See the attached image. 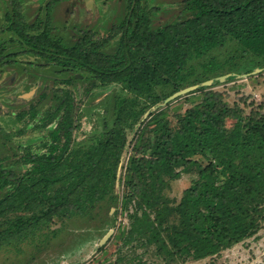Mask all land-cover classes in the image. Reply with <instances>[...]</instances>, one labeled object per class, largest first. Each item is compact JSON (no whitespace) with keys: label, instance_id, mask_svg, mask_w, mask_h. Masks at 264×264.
<instances>
[{"label":"trees","instance_id":"1","mask_svg":"<svg viewBox=\"0 0 264 264\" xmlns=\"http://www.w3.org/2000/svg\"><path fill=\"white\" fill-rule=\"evenodd\" d=\"M182 4L180 12L189 16L153 29L138 3L130 1L132 28H114L102 38L83 32L71 44L55 34L50 18L48 24L27 23L20 12L6 13L10 22L2 30L15 34L17 50L5 54L6 45H0V65L31 54L44 60L39 66L68 73L62 83L81 72L91 86L116 84L128 95L114 96V119L110 125L104 120L94 143L74 147L79 108L69 90L58 88L64 97L54 95L41 124L56 121L45 152L27 150L21 161L28 167L20 173L0 155V246L18 245L54 220L93 217L103 203L119 201L115 187L127 146L120 206L112 216L116 220L118 209L125 213L129 223L120 234L133 236L137 245H155L167 264L216 256L264 228V112L252 103L230 104L213 89L219 81L200 85L225 75L218 72L225 67L234 72L233 57L200 62L227 41L235 43L239 60L249 58L252 69L246 72L264 67V0ZM117 34L115 49L106 51ZM192 85L199 87L163 105ZM179 101L188 106L175 105ZM35 114L33 109L30 117ZM184 174L191 175V183L175 203L165 192ZM115 230L113 238L119 227Z\"/></svg>","mask_w":264,"mask_h":264},{"label":"rangeland","instance_id":"2","mask_svg":"<svg viewBox=\"0 0 264 264\" xmlns=\"http://www.w3.org/2000/svg\"><path fill=\"white\" fill-rule=\"evenodd\" d=\"M14 1L20 4H15L17 9H10V0H0V44H6V54L17 50L15 34L1 32V28L8 26L10 22L6 19L8 10L11 13L20 12L26 21L33 20L36 16L44 20L46 16L44 5L47 0ZM87 1L73 0L62 3L60 7L55 5V8L51 9L52 25L59 29L57 34L62 36L67 44L72 42L71 39L79 26L87 23L97 37H106L111 31V24L120 22L126 13V0H108L107 3H104L105 0ZM182 1L145 0L140 4L149 19L150 27L157 29L189 16L187 11L180 12ZM93 9L96 14L91 16ZM119 39L120 34L115 35L105 50L112 52ZM239 56L240 52L236 50L235 43L227 41L202 57L200 62H208L214 57L215 61L223 63L233 57V61L238 63L232 69L234 72H229L228 67L218 70L225 73L227 78L221 81L218 78L224 75L213 78V82L219 81L213 89L221 91L230 104L245 106L252 103L251 106H258V109L264 112V67L256 66L251 72H246L252 69L247 61L249 58L239 60ZM42 62L44 60L39 57L20 55L15 58L14 63L0 67V155L7 157L4 163L17 173L24 172L28 167L21 161L27 150L37 153L46 150L43 143L49 141L56 121L42 127L43 118L51 111L55 102L54 95L64 97V93H58L56 89L69 90L79 108V127L73 132L74 147H87L94 143L104 127V120L110 125L114 119V96L128 95L116 84L93 87L86 92L90 86L88 81L62 83L68 75L59 73L60 68L50 66L42 69L32 65ZM198 62L199 60L195 59L192 61L200 71ZM175 105H181L184 109L188 103L179 101ZM33 109L36 114L30 117ZM131 137L132 132L129 133V140ZM129 150L130 146H127L118 168L115 194L119 195V201L103 203L93 217L77 216L63 222L54 220L49 228L42 229L18 245L14 242L1 245L0 264H167V261L156 253L155 245H137L133 236L126 238L120 234L119 231L126 229L129 223L125 213L118 209L120 215H117L116 220L112 216L115 208L120 206L122 175ZM190 183L191 175L184 174L171 182L165 194L176 203ZM118 227L116 238H113ZM171 264H264V228L255 236L216 256L186 263L174 261Z\"/></svg>","mask_w":264,"mask_h":264},{"label":"flooded vegetation","instance_id":"3","mask_svg":"<svg viewBox=\"0 0 264 264\" xmlns=\"http://www.w3.org/2000/svg\"><path fill=\"white\" fill-rule=\"evenodd\" d=\"M71 1H73V0H47L46 1V3H45V5H44V8L46 9V16H45V19L43 20L42 18H40V16H36L33 20H30V21H26L25 19H24V17L22 16V14H20V16L23 18V21H25V22H27V23H29V22H33V21H43L44 23H47V20L50 18V21H51V23H50V26L51 27H53L54 29H55V34L58 36V37H61V39L63 40V42L64 43H66V41L62 38V36H59L58 34H57V32H58V28L57 27H55V26H53L52 25V19H51V9H53V8H55L54 6L55 5H58L59 7H60V5H62V3H64V2H71ZM78 1H80V0H78ZM107 1L108 0H105V2L104 3H107ZM130 1L134 4L135 2H137L138 3V6L141 8V12L144 14V8L141 6V4H140V2L141 1H145V0H126V13L124 14V17L122 18V20L120 21V22H116V23H112L111 24V27H110V29L109 30H112V29H114V28H116V29H119V28H126V29H128V28H132V27H129L130 25H129V23H128V21L129 20H132L133 21V18L131 17V15H130V10H128V6L130 5ZM87 2H89V0L87 1ZM15 4L16 5H20V4H18L17 2H15ZM88 4H90V3H88ZM90 6V5H89ZM20 7V6H19ZM10 9H11V7H10ZM13 9V8H12ZM21 9V8H20ZM8 11H10V10H8ZM7 11V12H8ZM6 12V13H7ZM12 14H15L16 15V13H12ZM94 14H96V11H94V9H93V11H92V13L90 14L91 16H93ZM99 15H101L100 14V12L98 13ZM6 19H7V17H6ZM12 20V19H11ZM12 21H14V20H12ZM48 24V23H47ZM7 27V26H6ZM6 27H3V28H6ZM42 27H44L43 25H42ZM3 28H1V32H9V31H7V30H5V31H3L2 29ZM75 28H77V27H75ZM83 32H92V33H94V30H92L90 27H89V24L87 23L86 25H81V26H79V28H78V31H77V33H75L74 35H73V37H72V39H71V41L73 42V40H74V37L75 36H77V35H80L81 33H83ZM13 33V32H12ZM14 34V33H13ZM95 34V33H94ZM96 35V34H95ZM72 42H69V44H71ZM67 44V43H66ZM0 45H3V46H5L6 44H0ZM8 49L6 48V51H7ZM15 52V51H14ZM14 52H9V53H14ZM6 54V53H5ZM22 55H31V54H22ZM17 56H20V55H17ZM17 56H12V57H10V59H12V63H14V60H15V58L17 57ZM33 56V55H32ZM43 63V62H42ZM9 64H11V63H9ZM9 64H5V65H9ZM33 66H37V67H40V68H42V69H47V68H49L50 66H52V65H49V66H45V67H42V66H39V64H32ZM1 66H4V65H0V67ZM55 67V66H54ZM59 73H66V72H59ZM68 74V73H67ZM76 80H81V81H86L85 80V75H84V73H81V72H78V73H74L73 74V80H71V82L69 83V84H71V83H73L74 81H76ZM68 84V83H67ZM94 86H89V88H88V91H90V89L91 88H93ZM87 91V89H86V92H88ZM74 105H75V103H74ZM77 107V106H76Z\"/></svg>","mask_w":264,"mask_h":264},{"label":"water","instance_id":"4","mask_svg":"<svg viewBox=\"0 0 264 264\" xmlns=\"http://www.w3.org/2000/svg\"><path fill=\"white\" fill-rule=\"evenodd\" d=\"M225 78H227L226 75H224V76H222V77H219L218 79H219V81H221V80H224ZM212 83H213V80L211 79V80H207V81L202 82L200 85H203V86H209V85H211ZM198 87H199V85H192V86H188V87H186V88H184V89H182V90H180V91H178V92L173 93L172 95H170L169 97H167V98L164 100L163 105L166 104V103H168V102H170V101L175 100V99L178 98L179 96L185 95V94H187V93H189V92L195 90V89L198 88ZM145 115H147V113H146ZM108 236H109V235H108ZM104 240H105V238H104L102 241H104Z\"/></svg>","mask_w":264,"mask_h":264}]
</instances>
